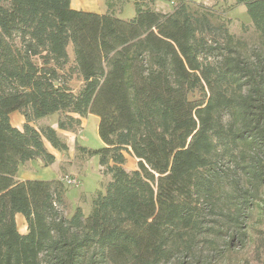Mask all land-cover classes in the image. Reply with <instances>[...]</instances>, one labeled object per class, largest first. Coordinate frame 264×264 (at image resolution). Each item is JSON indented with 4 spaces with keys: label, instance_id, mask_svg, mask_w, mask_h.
<instances>
[{
    "label": "trees",
    "instance_id": "16d2710c",
    "mask_svg": "<svg viewBox=\"0 0 264 264\" xmlns=\"http://www.w3.org/2000/svg\"><path fill=\"white\" fill-rule=\"evenodd\" d=\"M134 3L124 20L71 0H0V264H162L193 250L205 202L221 203L229 251L238 239L264 254V0H237L258 36L250 53L203 4L181 0L164 13ZM70 44L78 93L60 74ZM57 112L67 113L65 130L100 119L104 146L89 153L112 180L87 216L60 210L64 181L16 179L28 160L55 162L45 139L68 150L54 127L33 125ZM126 151L138 159L131 172ZM226 157L239 162L231 190L219 168ZM207 229V241L222 233Z\"/></svg>",
    "mask_w": 264,
    "mask_h": 264
},
{
    "label": "rangeland",
    "instance_id": "374dc122",
    "mask_svg": "<svg viewBox=\"0 0 264 264\" xmlns=\"http://www.w3.org/2000/svg\"><path fill=\"white\" fill-rule=\"evenodd\" d=\"M181 0H145V4L160 12H171ZM205 5L212 21L216 25H224L237 37H241L247 44L246 53H250L258 43V36L255 32L251 17L245 5L237 4V0H187ZM6 4L7 0H3ZM73 8L92 11L98 13H111L121 19H133L137 13L134 0H71ZM14 42L19 47H23V42L18 35L14 36ZM258 46V45H257ZM69 61L60 68V74L66 85L73 92L78 93L83 85V79L75 67V55L73 46H68ZM33 61L39 66L43 61L39 56H33ZM202 96L199 91L190 94L192 100H198ZM18 114V113H16ZM66 112H57L46 116L33 123L41 129L45 126L54 127L59 135L69 144L67 151L55 152L53 146L45 139L48 150L57 153L56 160L50 165H46L41 159L24 162L21 164L19 176L42 180L65 181L66 177L78 178L79 185L64 183V201L59 205L65 216L75 213L77 207L83 209L87 216L91 210L92 199L98 192L105 193L108 183L112 180V175L106 173L105 167L100 164V157L97 154H90L89 150L99 149L104 146L99 136L97 115H87L81 119L80 124L69 126L66 130L59 129V120H66ZM15 116V115H14ZM15 118L11 122L13 124ZM54 152H53V151ZM126 161L124 167L131 172L138 168V159L129 152H125ZM235 157H226L219 164L220 172L223 176L226 190L230 189V180L238 173L239 162L233 161ZM17 180H20L17 173ZM27 180V179H26ZM23 181V180H20ZM220 204L205 202L201 205V233L196 241L193 250L181 248L170 260L162 264H264V254H257L249 244H242L236 239L232 246V251L227 249L228 235L224 230L225 222L220 215ZM22 214L17 215V224L20 231H25L23 223L20 221ZM221 229L222 233L207 241V228ZM223 227V229H222Z\"/></svg>",
    "mask_w": 264,
    "mask_h": 264
},
{
    "label": "crops",
    "instance_id": "0c3cea01",
    "mask_svg": "<svg viewBox=\"0 0 264 264\" xmlns=\"http://www.w3.org/2000/svg\"><path fill=\"white\" fill-rule=\"evenodd\" d=\"M16 113H18V114H16ZM12 119L13 118H15V120H14V122H13V125L14 126H16V127H18V128H20V129H22V127H23V125H24V123H25V117L23 116V114H21L19 111H15V112H13L12 114ZM15 115V116H14ZM89 115H93V114H89ZM75 117H79V115H77V114H75ZM84 117H82V119H83ZM68 144V143H67ZM68 147H70L69 146V144H68ZM53 150H55V152H59V153H61L59 150H57V149H55L54 147L52 148ZM69 149V148H68ZM52 150V151H53ZM54 152V151H53ZM55 154V156L57 155L58 156V154L57 153H54ZM37 159H41V158H36V159H32V160H28V161H26V162H33V161H36ZM42 160V159H41ZM23 165V164H22ZM21 166V165H20ZM20 169H21V167H19V170H18V177L20 178V180H26V179H34V178H28V177H21V176H19V171H20ZM20 221H21V223H23V228L25 229V231H21L22 233H26L27 232V223H26V220H25V218L24 217H20Z\"/></svg>",
    "mask_w": 264,
    "mask_h": 264
},
{
    "label": "built area",
    "instance_id": "2783aa9c",
    "mask_svg": "<svg viewBox=\"0 0 264 264\" xmlns=\"http://www.w3.org/2000/svg\"><path fill=\"white\" fill-rule=\"evenodd\" d=\"M78 181L79 180L76 177H74V178H72V177H66V179H65L64 182L67 183V184L79 185V182Z\"/></svg>",
    "mask_w": 264,
    "mask_h": 264
}]
</instances>
